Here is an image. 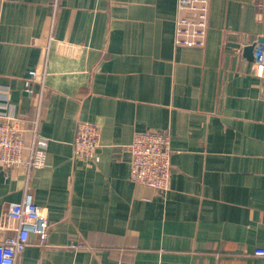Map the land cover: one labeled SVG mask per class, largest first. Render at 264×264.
<instances>
[{"label":"crops","instance_id":"0c3cea01","mask_svg":"<svg viewBox=\"0 0 264 264\" xmlns=\"http://www.w3.org/2000/svg\"><path fill=\"white\" fill-rule=\"evenodd\" d=\"M176 6L0 0V122L31 128L46 51L45 167L0 166V215L26 190L47 215L45 245L31 237L16 264H264V0H209L203 47L174 44ZM80 122L99 128L95 162L73 156ZM142 131L169 138L164 192L129 180Z\"/></svg>","mask_w":264,"mask_h":264},{"label":"built area","instance_id":"2783aa9c","mask_svg":"<svg viewBox=\"0 0 264 264\" xmlns=\"http://www.w3.org/2000/svg\"><path fill=\"white\" fill-rule=\"evenodd\" d=\"M176 11L174 44L179 47H203L208 29L209 0H177ZM68 46L69 55H74L78 48ZM45 59L46 51L42 50L38 68L29 73L25 84V92L28 94H31L33 83L40 86L36 118L41 109L44 92ZM252 71L257 78H264L262 46H256L254 49ZM35 120L31 128L23 127L15 118L0 122L2 168H23L29 173L33 169L45 167L48 142L38 133ZM25 134L28 135L27 139ZM99 139L100 131L96 125L77 123L72 143L73 156L85 162L97 161ZM126 150L129 154L130 182L158 192L166 191L171 175V151L167 134L156 131L136 132ZM47 233V215L33 202L26 190L21 202L9 204L0 215V264H16L31 237H36L39 245H45ZM71 248L86 247L78 244L72 245ZM254 254L264 256V250H255Z\"/></svg>","mask_w":264,"mask_h":264},{"label":"water","instance_id":"95a60500","mask_svg":"<svg viewBox=\"0 0 264 264\" xmlns=\"http://www.w3.org/2000/svg\"><path fill=\"white\" fill-rule=\"evenodd\" d=\"M258 42H260V43H263V42H264V40H262V41H258Z\"/></svg>","mask_w":264,"mask_h":264}]
</instances>
